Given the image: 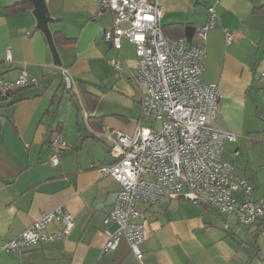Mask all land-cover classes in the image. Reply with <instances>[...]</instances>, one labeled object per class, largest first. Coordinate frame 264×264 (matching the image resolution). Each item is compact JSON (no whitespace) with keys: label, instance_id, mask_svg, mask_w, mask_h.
<instances>
[{"label":"crops","instance_id":"1","mask_svg":"<svg viewBox=\"0 0 264 264\" xmlns=\"http://www.w3.org/2000/svg\"><path fill=\"white\" fill-rule=\"evenodd\" d=\"M18 0H0V75L14 79L22 69L38 84L18 88L0 98V243L20 234L44 211L65 204L75 225L65 238L40 241L26 249H0V264H264V216L251 225L232 214L182 196H165L146 207L144 252L139 260L123 236L104 251V218L120 184L102 175L111 164L105 132L132 133L142 122L145 87L135 79V45L123 40L115 49L104 39L113 23L110 8L100 0H46L49 26L59 53L54 59L33 8H13ZM165 31L185 35L197 28L215 5L218 19L203 40L205 83L218 84L222 97L213 126L230 130L223 158L234 173L253 186L250 195H264V0H159ZM236 32L231 43L225 29ZM66 38L67 41H63ZM122 59L121 75L110 58ZM61 67L74 76L77 90L64 86ZM142 124V123H141ZM59 135L69 147L60 162H51V138ZM236 151H238L236 153ZM226 224L228 227H226ZM60 223H51L55 231Z\"/></svg>","mask_w":264,"mask_h":264},{"label":"built area","instance_id":"2","mask_svg":"<svg viewBox=\"0 0 264 264\" xmlns=\"http://www.w3.org/2000/svg\"><path fill=\"white\" fill-rule=\"evenodd\" d=\"M100 8L113 12V23L104 30V39L115 49L121 48L123 40L135 45V79L146 91L142 117L155 114L162 120L160 129L138 122L132 133L121 129L115 134L104 133L114 161L98 168L102 175L113 176L120 187L104 218L106 225L115 227L107 231L103 250L116 248L124 236L142 260L146 213L139 205L148 207L165 196H182L234 213L244 225L264 216V195L251 198L253 186L237 176L232 163L223 158L225 143L236 140V133L211 123L223 94L218 84L205 83L201 76L206 56L203 40L218 19L215 5L208 7V20L197 28L199 40L191 42L186 36L174 37L164 31L160 22L164 9L159 0H100ZM235 36L236 32L225 29L227 43ZM110 62L121 75L125 68L122 59L115 56ZM61 72L65 88L77 90L70 70L61 67ZM38 82L39 78L25 69L14 79L0 75V98ZM68 147L67 140L53 136L51 162L58 164L61 152ZM56 222L61 226L48 231ZM74 225L73 212L61 204L44 211L17 236L1 242L0 249L23 250L40 241L65 238Z\"/></svg>","mask_w":264,"mask_h":264},{"label":"water","instance_id":"3","mask_svg":"<svg viewBox=\"0 0 264 264\" xmlns=\"http://www.w3.org/2000/svg\"><path fill=\"white\" fill-rule=\"evenodd\" d=\"M33 3V13L37 18V26L45 33L49 46L53 52L54 59L57 63L60 62L59 53L53 38V34L51 28L49 26V22L51 21V16L48 11V6L46 0H29ZM196 26L188 24L185 28V35L187 37L188 42H191L193 39V35L195 33Z\"/></svg>","mask_w":264,"mask_h":264},{"label":"trees","instance_id":"4","mask_svg":"<svg viewBox=\"0 0 264 264\" xmlns=\"http://www.w3.org/2000/svg\"><path fill=\"white\" fill-rule=\"evenodd\" d=\"M13 8H33L34 5L31 1L29 0H18L15 4L11 5ZM165 31V29H164ZM167 34L174 36V37H180V36H184L183 32L181 33H170L165 31ZM63 41H67L66 38H63ZM0 130H1V125H0Z\"/></svg>","mask_w":264,"mask_h":264},{"label":"rangeland","instance_id":"5","mask_svg":"<svg viewBox=\"0 0 264 264\" xmlns=\"http://www.w3.org/2000/svg\"><path fill=\"white\" fill-rule=\"evenodd\" d=\"M161 121L162 120L160 118H157L155 114H152L149 117H144L141 123L142 125H149V126L155 127L156 129H160ZM232 215L236 216V214L234 213H232Z\"/></svg>","mask_w":264,"mask_h":264}]
</instances>
